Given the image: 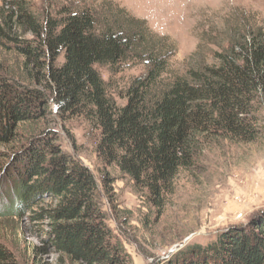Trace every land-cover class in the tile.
<instances>
[{
    "label": "trees",
    "instance_id": "16d2710c",
    "mask_svg": "<svg viewBox=\"0 0 264 264\" xmlns=\"http://www.w3.org/2000/svg\"><path fill=\"white\" fill-rule=\"evenodd\" d=\"M17 2L4 23L14 19L32 37L12 39L20 67L16 75H0V144L11 145L0 151V213H29L43 222L48 245L72 261L120 264L123 250L105 222L99 183L57 144L47 118H87L100 132L101 162L118 167L163 206L178 173L196 165L203 147L263 138L264 27L245 17L229 27L227 45L212 63L165 80L176 41L115 1L64 6L38 18ZM97 64L112 72L145 66L127 87L125 105L108 95ZM0 264H22L1 241ZM161 264H264V212Z\"/></svg>",
    "mask_w": 264,
    "mask_h": 264
},
{
    "label": "rangeland",
    "instance_id": "374dc122",
    "mask_svg": "<svg viewBox=\"0 0 264 264\" xmlns=\"http://www.w3.org/2000/svg\"><path fill=\"white\" fill-rule=\"evenodd\" d=\"M19 1L38 17L56 14L62 7L100 5L103 0H0V75H16L21 57L12 39L30 38L11 20L4 23ZM132 15L144 19L161 35L173 38L178 50L170 61L171 80L186 75L190 68L210 64L226 32L244 18L264 27V0H113ZM5 18V19H4ZM238 24V25H237ZM216 42V43H214ZM95 68L106 82L108 95L118 106L126 104L125 92L132 80L145 73L143 64H126L112 72L105 65ZM264 130V109L261 110ZM46 125L57 135V144L72 158L80 160L99 183L100 207L117 245L122 247L120 264H161L178 249L205 244L230 226L247 223L264 207V136L254 143L207 145L199 152L196 165L182 169L173 191L158 207L144 187L114 165H104L98 155L99 129L84 116L63 119L53 115ZM0 151L10 152L11 145ZM0 152V167L4 164ZM242 214L241 217L239 215ZM43 222L30 214L5 216L0 213V241L12 248L22 264H88L68 259L54 251L44 235Z\"/></svg>",
    "mask_w": 264,
    "mask_h": 264
},
{
    "label": "water",
    "instance_id": "95a60500",
    "mask_svg": "<svg viewBox=\"0 0 264 264\" xmlns=\"http://www.w3.org/2000/svg\"><path fill=\"white\" fill-rule=\"evenodd\" d=\"M263 212H264V207L261 208L260 210L256 211V212L253 214V216H257V215H259V214H261V213H263Z\"/></svg>",
    "mask_w": 264,
    "mask_h": 264
},
{
    "label": "built area",
    "instance_id": "2783aa9c",
    "mask_svg": "<svg viewBox=\"0 0 264 264\" xmlns=\"http://www.w3.org/2000/svg\"><path fill=\"white\" fill-rule=\"evenodd\" d=\"M241 216H242V214L239 215V217H241Z\"/></svg>",
    "mask_w": 264,
    "mask_h": 264
}]
</instances>
